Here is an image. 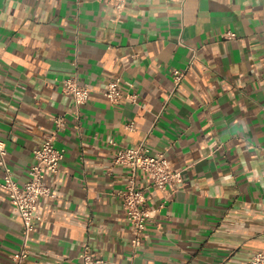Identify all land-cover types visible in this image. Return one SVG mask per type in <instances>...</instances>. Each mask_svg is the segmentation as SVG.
Listing matches in <instances>:
<instances>
[{"label": "crops", "instance_id": "crops-1", "mask_svg": "<svg viewBox=\"0 0 264 264\" xmlns=\"http://www.w3.org/2000/svg\"><path fill=\"white\" fill-rule=\"evenodd\" d=\"M71 75L90 87L80 107L58 81ZM116 76L135 100H108ZM59 115L57 195L37 203L25 264H84L86 246L107 264H249L264 250V0H129L121 13L0 0V139L20 184ZM143 139L181 181L162 191L136 172L156 214L134 255L117 194L129 170L113 157ZM2 181L0 167V264H13L22 223Z\"/></svg>", "mask_w": 264, "mask_h": 264}, {"label": "built area", "instance_id": "built-area-1", "mask_svg": "<svg viewBox=\"0 0 264 264\" xmlns=\"http://www.w3.org/2000/svg\"><path fill=\"white\" fill-rule=\"evenodd\" d=\"M121 13L129 0H107ZM225 38H235L237 34L226 31L222 35ZM184 77V71L174 70L175 83L179 84ZM63 92L69 94L77 107L83 105L89 98L90 87L87 83H81L77 76L71 75L58 79ZM105 95L112 103H119L126 99L135 100L137 94L122 91V78L116 76L105 90ZM56 130L46 134L40 147L34 150L35 161L28 169L27 180L20 184L13 175V170L8 164V150L6 143L0 139V167L3 169V181L1 186L7 191L10 201L15 205L22 223V244L13 256V264H25L29 256V239L35 230L36 207L43 196L56 197L55 191L46 182V173H57L60 170V162L64 158L65 149L55 145L57 131L66 126L63 116L55 117ZM127 127L132 128L130 123ZM114 143V141H111ZM113 163L127 167L129 170L127 182L117 194L122 198V206L129 220L133 235L130 245L134 255L143 244L147 222L154 218L155 209L146 206V194L143 188L138 187L136 172L141 169L149 173L152 185L164 191L173 181H181V171L170 166L169 160L162 152L151 153L146 144V139L135 147H121L117 149L113 157ZM84 264H107L103 258L94 257L86 246L80 255ZM249 264H264V250L256 251L250 258Z\"/></svg>", "mask_w": 264, "mask_h": 264}]
</instances>
